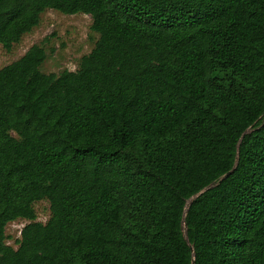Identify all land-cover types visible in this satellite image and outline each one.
I'll return each mask as SVG.
<instances>
[{
	"label": "trees",
	"instance_id": "1",
	"mask_svg": "<svg viewBox=\"0 0 264 264\" xmlns=\"http://www.w3.org/2000/svg\"><path fill=\"white\" fill-rule=\"evenodd\" d=\"M46 9L98 38L0 67V264H264V0H0V45Z\"/></svg>",
	"mask_w": 264,
	"mask_h": 264
},
{
	"label": "rangeland",
	"instance_id": "2",
	"mask_svg": "<svg viewBox=\"0 0 264 264\" xmlns=\"http://www.w3.org/2000/svg\"><path fill=\"white\" fill-rule=\"evenodd\" d=\"M91 17L88 14H64L54 9H46L39 24L24 34L10 51L0 45V67L18 59L33 44L44 47L46 58L40 66L45 73L58 74L64 69L75 70L82 55L89 53L98 34L91 30ZM37 220L45 222L49 215V203L40 200L34 204ZM27 223L17 219L6 225L7 243L16 247L20 230Z\"/></svg>",
	"mask_w": 264,
	"mask_h": 264
},
{
	"label": "water",
	"instance_id": "3",
	"mask_svg": "<svg viewBox=\"0 0 264 264\" xmlns=\"http://www.w3.org/2000/svg\"><path fill=\"white\" fill-rule=\"evenodd\" d=\"M228 173H229V172H226L224 175H222L221 178H219V180L217 181V183H219V182L221 181V179H223L224 177H226ZM191 199H192V198H190V199L187 201L186 209H187L189 203L191 202ZM184 226H185V224H184ZM186 239H187V238H186ZM190 248H191V250H193V248H192L191 245H190Z\"/></svg>",
	"mask_w": 264,
	"mask_h": 264
}]
</instances>
